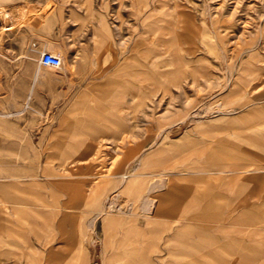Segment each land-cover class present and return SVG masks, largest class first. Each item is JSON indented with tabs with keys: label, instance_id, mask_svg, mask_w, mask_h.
Returning a JSON list of instances; mask_svg holds the SVG:
<instances>
[{
	"label": "rangeland",
	"instance_id": "obj_1",
	"mask_svg": "<svg viewBox=\"0 0 264 264\" xmlns=\"http://www.w3.org/2000/svg\"><path fill=\"white\" fill-rule=\"evenodd\" d=\"M36 1L0 0V264H264V0Z\"/></svg>",
	"mask_w": 264,
	"mask_h": 264
},
{
	"label": "crops",
	"instance_id": "obj_2",
	"mask_svg": "<svg viewBox=\"0 0 264 264\" xmlns=\"http://www.w3.org/2000/svg\"><path fill=\"white\" fill-rule=\"evenodd\" d=\"M36 3H38L39 5L43 4V0H37ZM56 6V4L54 5ZM55 15L57 16V13H55ZM50 20L52 21L53 18H50ZM42 26H37V25H31L25 28V30L27 31L28 34V43L32 46H35L36 48L39 47H49L53 45V41L55 38L58 37L59 34V28L58 26H55L53 24L50 25L49 28L46 27V29H41ZM106 36H109V33H106ZM32 78L34 79V83H35V88H37L38 83L41 84L42 83V78L40 77V74L38 72H34L31 75ZM38 89H35V91H37ZM40 91V89L38 90V92ZM36 94V93H35ZM35 94H30L29 98L34 100V102L37 101V97ZM33 96H35L33 98ZM76 100L77 98L73 101V106L72 107H76V108H80V109H88L89 107L87 106H82L83 103L76 105ZM208 244L207 242H205L204 244H202V247H206ZM207 253H210V251H206Z\"/></svg>",
	"mask_w": 264,
	"mask_h": 264
},
{
	"label": "bare ground",
	"instance_id": "obj_3",
	"mask_svg": "<svg viewBox=\"0 0 264 264\" xmlns=\"http://www.w3.org/2000/svg\"><path fill=\"white\" fill-rule=\"evenodd\" d=\"M15 9L14 10H11L10 7L9 8H6L5 6H3V4H0V18H1V21H2L1 24H0V37H2L3 32H5V31H7L9 29H14L15 26H17L16 24H18L21 20H23L25 14L22 13L21 10L18 11V9L17 10H15ZM23 14H24V16L22 17L21 15H23ZM13 15H15L16 17L13 18L12 17ZM184 16H186L184 13H182V12H179L178 13V17H179V21L180 22L181 21H184L182 19ZM185 22H186V20H185ZM62 58L63 57H61V59ZM180 58L181 57L178 56V58H177L178 60L176 61L177 64H178V66L179 65H183V66H185L187 68H190L192 70V72H193L194 71V68H191V65H190L191 63L189 61H187V60H184V59H183L184 62L181 63L182 60H180ZM48 67L57 68V67H60V66H48ZM83 99H84V93H81L77 97L76 105L81 104L83 102ZM123 176L126 177V174L123 173Z\"/></svg>",
	"mask_w": 264,
	"mask_h": 264
},
{
	"label": "built area",
	"instance_id": "obj_4",
	"mask_svg": "<svg viewBox=\"0 0 264 264\" xmlns=\"http://www.w3.org/2000/svg\"><path fill=\"white\" fill-rule=\"evenodd\" d=\"M40 63L43 66H61L62 59L59 55L45 50L41 53Z\"/></svg>",
	"mask_w": 264,
	"mask_h": 264
}]
</instances>
